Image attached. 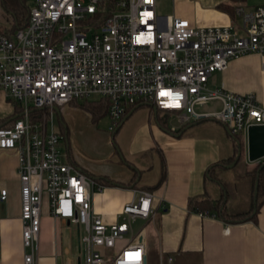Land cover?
I'll return each instance as SVG.
<instances>
[{
	"label": "built area",
	"instance_id": "2783aa9c",
	"mask_svg": "<svg viewBox=\"0 0 264 264\" xmlns=\"http://www.w3.org/2000/svg\"><path fill=\"white\" fill-rule=\"evenodd\" d=\"M29 1L24 24L0 32V90L20 107V117L0 127V149L17 153L22 264L36 262L44 195L53 218L81 228L84 264H145L141 232L126 237L133 222L153 217V194L138 190L115 222L104 223L91 203L104 185L62 155L54 107L97 95L107 102L109 131L145 104L178 127L214 119L245 138L250 126L264 125V108L251 93L209 88L207 80L230 60L264 54V5L237 7L239 25L199 28L158 15L156 0ZM215 101L218 110H197ZM6 194L0 190L1 201Z\"/></svg>",
	"mask_w": 264,
	"mask_h": 264
},
{
	"label": "crops",
	"instance_id": "0c3cea01",
	"mask_svg": "<svg viewBox=\"0 0 264 264\" xmlns=\"http://www.w3.org/2000/svg\"><path fill=\"white\" fill-rule=\"evenodd\" d=\"M22 2L25 4V0ZM170 2L173 12L169 15L184 18L190 25L199 28L237 25V7L249 11L255 6L264 5V0ZM222 4L229 10L218 9V5ZM5 8L0 0L1 16L6 17L11 27L13 14ZM2 25L0 22V30L10 31L9 27ZM19 26L15 25L12 29ZM207 83L209 88H222L236 94L251 93L264 108V54L253 52L230 60L224 71L212 73ZM209 104L210 107L206 104L197 107V110L211 112L220 108L216 101ZM140 106L146 105L138 104L131 114L144 111L140 110ZM146 107L148 110L142 113L145 118L139 133L128 139L126 154L123 153L122 159L109 155L101 161L102 165L93 169L68 157L80 171L104 185L101 193L92 196L94 212L102 217L104 223L112 224L118 219L121 208L135 199L138 190H147L153 194V217L138 220V228L133 230L131 227L126 237L128 240L141 232L146 264H264V202L258 208L255 222L227 223L218 216H201L187 209L189 198L207 196L214 200L220 194L216 184L209 190L210 181L206 173L214 163L226 161L234 153V141L227 132L228 128L214 119L202 120L188 124L191 126L177 136L183 127H178L177 123L176 126L167 127L149 106ZM19 115L18 105L0 90V127ZM165 117L171 118L170 114ZM60 122L61 118L57 117L58 132L62 129ZM241 135L247 156L246 139ZM237 140L241 143L240 138ZM17 166L16 151L0 149V190L7 192L5 199L0 200V264H22L23 255L27 252L22 248ZM163 166L165 177L156 185ZM147 171L154 172L151 181L143 178ZM243 199L244 209L250 203L248 192L243 194L242 202ZM39 220L35 264H84L79 245L81 228L53 218L49 214L45 195ZM121 244H117L116 250Z\"/></svg>",
	"mask_w": 264,
	"mask_h": 264
},
{
	"label": "rangeland",
	"instance_id": "374dc122",
	"mask_svg": "<svg viewBox=\"0 0 264 264\" xmlns=\"http://www.w3.org/2000/svg\"><path fill=\"white\" fill-rule=\"evenodd\" d=\"M30 5L31 2L25 0V6L30 7ZM172 9L173 6L170 0H156L154 11L158 15L164 16L165 14H172ZM1 12L0 22L3 24L2 27H10L9 23L6 21V17L1 16ZM235 21L236 24H240L239 17H237ZM100 99L101 98L97 95L90 96L85 100L82 99L80 101L71 102L58 108V113L54 111L56 129L59 130L57 117L61 118V125L63 126V128L60 129L62 139L58 145L62 155L65 158L73 157L78 163L87 165L93 169L102 165L101 161L109 155H113L114 158L120 159L119 154L121 157L123 153L124 155L126 154V143L129 138L139 131L141 122L145 118V115L142 113L148 110V107L140 106V110L144 111L131 114L124 123L113 132L114 130H108L110 120L107 115L102 114L93 119L91 114L81 105L84 104L88 106L86 102L99 101ZM207 106L210 107L211 104ZM156 114L159 119L163 120L167 127L176 126L174 118L164 119L163 117L167 114L159 111H157ZM239 138L242 145L239 158L236 160L237 154L233 153L226 161L219 162L222 167H213L211 172L213 179L209 180L212 183H208V188L210 190L213 188L214 184H216L220 191L222 190V198L227 200V205H229L227 206L228 209L243 210L245 204L244 199L242 202L243 194L248 192V197L250 198L252 196L256 178L254 174H256L258 167L264 162V159H260L254 163L248 162L247 156L244 154L242 135H238L237 139ZM234 161V166L225 169V166ZM143 178L151 181L154 178V172H145ZM221 196L219 194L216 198L220 199ZM138 226V220L132 223L133 230L138 228Z\"/></svg>",
	"mask_w": 264,
	"mask_h": 264
},
{
	"label": "trees",
	"instance_id": "16d2710c",
	"mask_svg": "<svg viewBox=\"0 0 264 264\" xmlns=\"http://www.w3.org/2000/svg\"><path fill=\"white\" fill-rule=\"evenodd\" d=\"M2 3L5 4V9L8 11H11L13 14V25L9 27L10 31H12L16 26L23 25L24 22L26 21V15H27V7L25 4L22 2V0H2ZM218 9L220 10H226L228 11L229 9L225 4L218 5ZM20 27V26H19ZM17 27V28H19ZM0 32H3V30H0ZM75 102V101H72ZM85 102V101H84ZM88 106L81 104L82 107L91 114L93 119H95L98 116H101L102 114H105L106 111V105L107 102L104 99H100L99 101H94V102H86ZM18 105V104H17ZM131 110H135V107H133ZM18 112H20V107L18 105ZM13 122V121H12ZM12 122H9L6 125H2L1 127H8ZM61 123V122H60ZM160 127H163V124L161 122H158ZM62 128L63 126L60 125ZM181 131V130H180ZM179 131V132H180ZM178 132V133H179ZM234 141L233 143V151L234 153L237 152L238 147L241 149V143L239 142V146L237 145L236 137L232 139ZM216 166H221V164L214 163L212 166H210L207 170V175L206 178L208 180L213 179V176L211 175L213 167ZM258 170V169H257ZM257 174V172H256ZM254 174V176H256ZM165 177V172H164V166H163V172L162 175L160 176L158 182L156 183L159 184L163 181ZM257 183H258V189H257V194H256V200L253 202V197H250V203L247 208H244L243 210L241 209H232L227 207V200L223 199L221 195H223L222 190L220 191V196L221 198L218 199H210L207 196H202L200 198H189L188 199V204H187V209L189 212H193L196 214H207V215H216L220 219H222L224 222L230 223V222H244V221H252L255 222L256 216H257V211L260 205L264 202V166L260 169L258 172V178H257ZM133 184V182H132ZM156 187V186H155ZM254 210L255 213L252 211Z\"/></svg>",
	"mask_w": 264,
	"mask_h": 264
},
{
	"label": "water",
	"instance_id": "95a60500",
	"mask_svg": "<svg viewBox=\"0 0 264 264\" xmlns=\"http://www.w3.org/2000/svg\"><path fill=\"white\" fill-rule=\"evenodd\" d=\"M152 110V113L154 115H156V108L154 107V105H150L149 106ZM138 108L135 107V109ZM54 111H56L58 113V108L54 107ZM133 112V110H130L128 113L125 114L124 118L121 120V122L116 126V128L114 129L113 132L116 131V129H118L122 123H124V121L130 116V114ZM20 117L16 116L13 118V120H15V118ZM194 123H192L191 125H193ZM191 125H185L183 126L182 131H180L177 136L181 135V133L183 132V130L189 128ZM227 130V129H226ZM228 134L234 139V137L230 134V132L227 130ZM246 154H247V160L248 162H257L260 159H264V125H255V126H250L246 132ZM237 145L239 146V141H236ZM237 156H236V160L239 158L240 156V148L238 147L237 152H236ZM120 159H122L121 155L119 154ZM235 160V161H236ZM235 161L233 163L228 164L227 166H225L226 169L231 168L232 166H234ZM264 166V162H262L260 164V166L258 167L257 170V174H256V178L254 181V190H253V202H255L256 200V194H257V189H258V183H257V178H258V172L260 171V169ZM253 213L254 210L252 211ZM146 264V263H145Z\"/></svg>",
	"mask_w": 264,
	"mask_h": 264
},
{
	"label": "snow or ice",
	"instance_id": "6c2138e0",
	"mask_svg": "<svg viewBox=\"0 0 264 264\" xmlns=\"http://www.w3.org/2000/svg\"><path fill=\"white\" fill-rule=\"evenodd\" d=\"M164 93H162L163 95ZM130 257H135V258H138L139 254L138 253H129L128 254Z\"/></svg>",
	"mask_w": 264,
	"mask_h": 264
}]
</instances>
